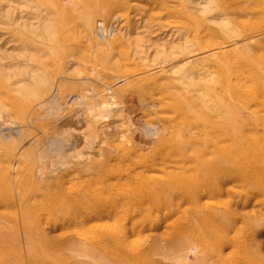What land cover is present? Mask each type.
Instances as JSON below:
<instances>
[{
  "label": "rangeland",
  "instance_id": "obj_1",
  "mask_svg": "<svg viewBox=\"0 0 264 264\" xmlns=\"http://www.w3.org/2000/svg\"><path fill=\"white\" fill-rule=\"evenodd\" d=\"M85 2L0 0V264H242L246 253L264 264V0ZM110 100L105 129L81 132ZM20 180L25 197L38 182L53 193L127 187L163 214L131 206L88 230L53 200H22ZM217 181L208 211L162 198L170 182ZM110 235L126 250L102 247Z\"/></svg>",
  "mask_w": 264,
  "mask_h": 264
},
{
  "label": "bare ground",
  "instance_id": "obj_2",
  "mask_svg": "<svg viewBox=\"0 0 264 264\" xmlns=\"http://www.w3.org/2000/svg\"><path fill=\"white\" fill-rule=\"evenodd\" d=\"M85 1V0H84ZM87 2H85L88 6H93L96 7L98 10L99 8H104V7H107L108 9H113L115 7H119L121 5L122 2L120 0H86ZM123 4V3H122ZM136 4V3H135ZM125 5V4H124ZM131 7V6H130ZM111 9V10H112ZM111 13V11H110ZM108 12V14H110ZM111 16V15H110ZM116 27V26H115ZM114 29V28H113ZM110 30V29H109ZM110 33V32H109ZM112 33V32H111ZM114 33V32H113ZM104 34V33H103ZM105 36V34L103 35ZM112 36V35H111ZM110 36V38H111ZM115 36V35H113ZM113 39V38H112ZM112 46V45H111ZM54 90V89H53ZM52 96V95H51ZM82 98V97H81ZM47 99V98H46ZM48 102V101H47ZM45 103V102H44ZM105 103V107H103V109H101V111H97V112H94L91 117H90V120L92 122H88L84 128L81 130V132H83L84 134H89L93 129V127H97L98 130L100 129H105V122H106V119H108V117L112 116L113 114V111L112 110V107H113V104L115 103L114 101L110 100V102L108 101H104ZM43 104V103H42ZM39 105V104H38ZM51 106V105H50ZM63 106V105H62ZM111 106V107H110ZM53 107V106H51ZM56 107V106H55ZM59 108V107H56V109ZM102 108V107H101ZM49 110V108H48ZM46 110V112L48 111ZM58 111V110H57ZM51 112V111H50ZM48 113V112H47ZM148 132H150L148 130ZM147 132V133H148ZM154 132V131H153ZM208 132V131H207ZM206 132V133H207ZM152 132H150L151 134ZM65 139V138H64ZM160 140V138L158 139ZM157 140V141H158ZM52 142V141H51ZM159 142V141H158ZM61 143V142H60ZM61 144L64 145V143L62 142ZM219 145V144H218ZM60 146V144H59ZM199 149V148H198ZM197 150V149H196ZM203 152V151H202ZM63 156V155H62ZM200 156V155H199ZM263 156V155H262ZM205 157V156H204ZM208 157V156H207ZM80 158V157H79ZM58 159V158H57ZM202 159V158H201ZM64 160V159H63ZM66 161V160H65ZM211 161H209L210 163ZM64 163V162H63ZM182 163V162H181ZM232 164L230 165V168L229 170L231 172L234 173L233 175V181L234 182H238L239 181V178H238V162L237 160L233 159ZM229 164V163H228ZM63 165V164H62ZM65 165V164H64ZM180 165V164H179ZM200 166V165H199ZM202 166V165H201ZM219 167H222L221 164H216L213 166V169L214 168H218ZM206 170V169H205ZM207 171V170H206ZM205 171V172H206ZM169 172V171H167ZM139 173V172H138ZM171 173V172H170ZM173 173V172H172ZM171 173V174H172ZM228 173V172H227ZM170 174V175H171ZM190 174V173H189ZM217 175V174H216ZM124 176H128L131 178V181L132 183H135L137 181V179H140V183L146 187H148L146 189V193H151L153 194L152 195V198H155L160 192H158L157 190H154L156 189L155 187L157 186V180L153 179V178H143L141 175L140 176H137L136 177V173L134 174H125ZM150 176V175H149ZM222 176V175H221ZM228 176V175H227ZM249 176V175H248ZM22 177V176H21ZM173 176H171L172 178ZM165 178V177H164ZM167 178V177H166ZM182 179H186L183 180L184 182H181L183 184H185V182L188 181V177L187 176H184L182 175V177H180ZM194 178V177H193ZM198 178V177H197ZM196 178V179H197ZM21 179V178H20ZM212 179V178H211ZM41 180V179H40ZM175 180V179H174ZM218 180V179H216ZM17 181V180H16ZM26 182V180H24ZM42 181V180H41ZM206 181V180H204ZM24 183V182H23ZM21 183V180H20V186H19V194L22 195L23 197L22 200H30V199H41V198H45V199H50V200H53V203H55V209L56 211L59 210V212L61 211L62 214H64L63 216V219L65 221H67L68 223H70V221L73 223H75L76 226H82V227H87L88 230L90 229H96V226H99L98 224L96 223H92L91 222H95V221H100L103 222L102 219L104 218H113L114 216L118 215L119 212H121L120 214H122L123 216H127L129 214V207L131 208V206H133V212L131 211V213L133 214L132 216H136V215H139L140 213L143 214L145 212V217L147 218V216H149L150 214H152L153 212L155 213V215L159 214H163L162 212V207L161 205H156L154 202H151L149 205H146V206H142V204H140V200L136 198V196L134 198L130 197V192L132 191V189L130 190H126L125 188V192H116L114 191V188H112L113 186H111V184L107 183V185L105 187L102 188V192L100 190H94V192L92 193H89V192H86V191H83L84 194H78L76 191H64L62 190V193H53L51 192L50 190V186L49 184L48 185H45L46 183L45 182H38V183H34L33 185L31 184L30 185V188H31V192L29 191L27 193V196L25 197V193L23 194V190H24V187L22 186ZM169 183V182H168ZM224 182H218L217 183H214L213 185H210L211 187L207 190V191H203V190H197V188L195 189H184L183 186H179L176 184V182H170L169 185H168V188L167 190H165V193H163V199H167L169 201V203L172 204L175 203L176 205L180 204L181 202H185V203H189V204H196V205H203V209L204 211H208L209 209L207 208V206L204 204V201H203V204L201 203V200L205 199L206 201H208V199H216V197H219V194L220 191H216V189H219L220 187H222L224 184ZM202 183H199V185H201ZM138 185V184H137ZM185 186V185H184ZM203 186V185H202ZM160 187V186H159ZM69 188V186H68ZM71 188V187H70ZM133 188V187H132ZM201 188V187H200ZM199 188V189H200ZM118 189V188H117ZM158 189V187H157ZM213 189V190H212ZM222 189V188H221ZM73 190V189H72ZM223 190V189H222ZM106 192L107 195L105 196H102L104 194H102L103 192ZM140 194H142L141 191H139ZM136 193V192H135ZM158 193V194H157ZM144 198V197H143ZM158 198H161V195L158 196ZM113 199H116V201H114ZM146 199V198H145ZM149 199V198H148ZM133 200V201H132ZM8 201V200H7ZM40 201V200H39ZM132 203H130V202ZM205 201V202H206ZM76 202L79 203L78 206H76ZM114 202L117 203V205L114 204ZM146 203V202H144ZM170 204V205H171ZM63 207V208H62ZM171 207V206H170ZM52 208V207H51ZM164 208V207H163ZM129 209V210H128ZM175 210V209H173ZM196 210V209H195ZM55 211V212H56ZM30 212V210H29ZM81 213L80 214V223L75 220V214L76 213ZM134 213L136 215H134ZM171 208L169 210L168 213H166L165 215V218L164 219H167L170 217L171 215ZM23 214V213H22ZM174 213H172L173 215ZM196 213L193 211L191 213V215L193 217H195ZM59 215V214H58ZM61 216V215H59ZM120 216V215H119ZM174 216V215H173ZM177 216V215H176ZM180 216V214H179ZM172 217V216H171ZM190 217V216H189ZM213 217V216H212ZM175 218V217H174ZM173 218V219H174ZM201 219V218H200ZM205 219V218H204ZM105 220V219H104ZM170 220V219H169ZM176 220V218H175ZM191 220V219H190ZM53 221V220H52ZM57 221V220H56ZM199 221V220H198ZM58 222V221H57ZM200 222V221H199ZM42 223V222H41ZM40 220H38L37 222V225L39 224L40 226ZM54 224L51 225L52 226V229L53 230H56V229H59V230H62V222L59 224V226H57V223L56 222H53ZM56 223V224H55ZM88 223H90L88 225ZM100 223V222H98ZM105 221L102 223L104 224ZM201 223V222H200ZM204 222H202L203 224ZM101 224V225H102ZM87 225V226H85ZM106 225V224H105ZM113 225V224H112ZM38 226V227H39ZM45 226V225H44ZM46 228V227H45ZM86 228V229H87ZM47 229V228H46ZM126 227H124L122 233H124L126 230ZM78 230V229H77ZM76 230V231H77ZM193 230V229H192ZM42 232L44 231V229L41 230ZM50 230H48L49 232ZM80 231V230H79ZM189 231V230H188ZM118 232V231H117ZM189 233V232H188ZM111 234H114V233H111ZM191 234V233H190ZM116 235V234H115ZM90 237V236H89ZM51 240V239H50ZM62 241L58 242V244H60ZM96 242V241H95ZM100 242V241H99ZM98 243V241L96 242ZM103 245H101L102 247H114V248H119V249H124L126 250V246L123 247L125 244L123 243V241L121 240H118V238H115V237H112V235H110V238L107 239L106 242L103 243V241L101 242ZM100 243V244H101ZM132 243V242H130ZM99 244V243H98ZM97 244V245H98ZM99 244V245H100ZM128 249V248H127ZM128 251V250H127ZM130 251V249H129ZM128 251V252H129ZM115 252V251H114ZM118 253V250L116 251ZM108 254V253H107ZM115 255V254H114ZM225 257V256H223ZM141 259V258H140ZM234 262H242V264H251V261H250V254L246 253L242 256H235L234 257ZM224 260V258H223ZM230 260V259H228ZM228 260L225 259V261L228 262ZM139 261V260H138ZM140 262V261H139ZM138 263V262H137ZM142 264H144L143 262H140ZM225 263V262H224ZM231 263V262H229Z\"/></svg>",
  "mask_w": 264,
  "mask_h": 264
}]
</instances>
